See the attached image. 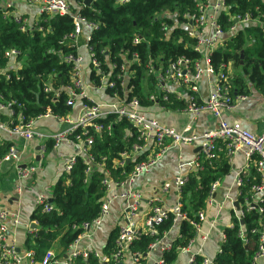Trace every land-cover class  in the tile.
I'll list each match as a JSON object with an SVG mask.
<instances>
[{
  "label": "trees",
  "instance_id": "trees-1",
  "mask_svg": "<svg viewBox=\"0 0 264 264\" xmlns=\"http://www.w3.org/2000/svg\"><path fill=\"white\" fill-rule=\"evenodd\" d=\"M85 0H76L77 6H72V12H79L87 20L99 24L93 31L90 40L82 38L93 48L94 55L100 61L108 77L116 80L125 59L131 60L133 54H138L137 63L130 70L135 72L130 81L135 85L130 96H137L143 106H151L155 102L148 97L154 92L155 75L149 74L147 65L152 64L156 70L165 69L171 61L185 56L192 60L199 58V53L193 48L196 39L188 34L185 23L188 15H199L198 0H130L121 4L118 0H93L90 5ZM206 2L207 0H200ZM225 9L221 12L220 23L226 32L221 45L213 50L211 59L218 70L225 66L224 72L229 76V86L232 96L249 95L253 90L264 95V32L259 24L242 25L237 32H230L236 23L235 16L243 18L250 15L257 21L264 20V0H223ZM167 27V29L165 28ZM71 15L43 14L35 25L26 31L20 29V24L11 16L4 17L0 12V66L7 64L4 51L17 48L21 54L17 59L25 60L17 69H9V77L0 78V103L10 104L12 115L3 119L14 123L28 122L48 111L66 116L72 110L67 106L68 93L65 88L72 84V65L62 61V53H77L68 42L61 43L63 36L73 31ZM168 31L167 36L165 35ZM142 41L134 43L135 37ZM238 68L239 72L229 71V66ZM91 79L96 75L91 71ZM50 81L55 88L60 89V95L44 90L45 82ZM147 82V87L144 86ZM86 100V99H85ZM87 101V100H86ZM167 110L182 109L183 100L171 96L168 101H159ZM100 121L113 122L112 132L96 133L94 144L89 152L96 160L106 157V167L117 179L125 178L132 165L124 167L114 165L113 160L121 152L130 150L136 141L128 137L127 131L132 130L125 119L109 116ZM1 138V137H0ZM47 151L53 148V142L47 140ZM12 142L2 138L0 141V161L10 151ZM148 152L137 160H142ZM255 155L250 160V168L242 173L243 182L239 185V203H243L244 195L248 194L253 185L259 184L263 177L257 169ZM114 165V166H113ZM203 168L191 171L180 193L181 211L188 219H182L179 234L173 240V249L165 252L166 263L173 264L179 251L196 237V229L190 219L198 220L197 213L205 210L212 185L222 180L231 170V163L224 143H220L217 156L203 162ZM87 164L77 157L69 173H63L55 183L52 191L54 209L43 212L36 207L31 221L37 226L27 234L23 249L34 250L37 259L53 248L61 255L82 232V224L92 222L100 216L103 203V174L94 171L86 173ZM125 171V173H123ZM175 216L169 213L157 228L155 234L143 233L139 240L131 244L132 251L145 254L149 245L156 239L163 238L165 233L174 226ZM264 222V212L253 209L245 213L243 224L234 215L233 225L224 229L225 237L221 241V251L218 252L214 264H253V257L259 248L261 225ZM245 230V241L240 237V229ZM118 237L115 227L103 248L104 255H112ZM74 264H121L115 260L110 263L100 261L91 254L87 259L77 258ZM204 264L203 256L196 255L195 262Z\"/></svg>",
  "mask_w": 264,
  "mask_h": 264
},
{
  "label": "built area",
  "instance_id": "built-area-1",
  "mask_svg": "<svg viewBox=\"0 0 264 264\" xmlns=\"http://www.w3.org/2000/svg\"><path fill=\"white\" fill-rule=\"evenodd\" d=\"M119 3L125 4L130 0H118ZM29 3L38 6L39 14L54 15H71L73 18V31L63 36L61 43L68 42L69 46L75 48L77 53H62V61L72 65V84L65 90L68 93L67 106L73 108L78 100L82 101L79 114L74 116L67 114L60 116L48 111L37 118L28 122L14 123L11 120H4L0 116V132L20 137L26 141L39 140L40 150L44 154L47 151V140L53 142V147H58L64 141L71 142L77 146L75 155L67 159L63 173H69L73 165L77 162V157L88 165L86 173L91 175L94 171L103 174L102 185L104 187L103 203L101 213L98 218L92 222L82 224V232L77 239L61 254L58 255L53 248L49 249L41 259H37L34 250L23 249L19 246L11 222L16 223L19 216L6 208H0V264H74L77 258L87 259L91 254L100 261L110 263L111 260L121 264H144L142 254L139 251H132L131 244L140 239L143 233L155 234L158 226L168 218L169 213L175 216L174 223L182 219H188L187 215L181 211V201L178 197L174 209H166L162 205L155 203L154 197L147 202L152 206L151 212L145 217L142 224L136 220L143 204V196L135 188L138 178L151 172L154 166L162 160L169 149L180 144L198 145L200 147V156L194 160L181 164L180 167L187 166L192 170L203 168V162L211 160L217 156L220 149V143H224L229 161L233 160L236 153L242 152L247 158V166L237 171L235 175L236 184L241 185L243 182L242 173L250 168V160L253 156L258 157L256 161L257 169L261 173L263 180L259 184L252 186L250 192L243 197V203L240 208L236 209L237 217L243 220L245 213L257 209L260 213L264 212V131L261 133L252 132L245 128L239 122L228 120L224 113L232 111L246 99L245 95L232 96L229 86V76L224 72L225 66L216 69L212 62L211 56L213 50L221 45L226 37V32L220 23L221 12L225 9L223 0H214L206 2L198 0L197 5L200 14L188 15L189 22L185 23L190 36L195 37L196 43L193 48L199 53V58L192 60L182 56L171 61L165 69L156 70L151 63L147 65L149 74L155 75L154 92L149 95V99L156 105L159 101H168L171 96L177 100H183L185 106L181 111L189 115L190 120L187 126L182 130L161 123L156 117L150 115L145 106L142 105L137 96H130L133 93L135 85L130 79L135 72L130 70L133 63H137L138 54L134 53L131 60L125 59L121 65V71L117 75L119 83L108 77L110 74L104 72L103 67L94 55L93 48L86 42L81 43L82 38L90 40L93 31L99 28V24L87 20L81 13H73L72 6L68 0H28ZM10 4H0V12L4 17H8L7 8ZM15 22L20 24V29L26 31L32 27L28 18L21 13L15 12L12 15ZM236 23L230 28V32H237L240 26L259 24L264 32V20L257 21L250 15L243 18L235 16ZM167 29V27L165 26ZM167 33L165 34L167 36ZM142 41L140 36L134 38V43ZM87 47V58L90 62L91 71L95 73L96 80L90 78V83L94 90L108 96L105 99H95L87 95V86L83 76V63L86 56L82 53V48ZM21 50L17 48H8L4 51V57L7 61L16 59ZM9 77L8 72L0 71L1 77ZM204 78L209 79L211 88L207 95L202 96L201 82ZM147 84V82H145ZM44 90L53 92L55 96L60 95V89L55 88L50 81L45 82ZM87 101H86V100ZM10 108V104H3ZM11 110V108H10ZM12 111V110H11ZM205 113H211L217 119V125L214 128L198 132L194 129L195 122ZM116 119H125L132 130L127 131L128 137H135L136 141L131 145L130 150L121 152L120 156L113 160L114 165L124 167L131 164V170L125 178L119 180L115 178L106 167V157L96 160L94 154L89 149L94 144L96 133H111L112 121H100L107 119L109 116ZM54 116L60 123L68 125L57 132L49 133L37 127L35 120L41 117ZM149 153L142 160L138 157ZM21 155L11 147L10 151L0 161H13L17 166V180L15 190L18 195H22L28 186L26 180L32 177L37 170L35 165H24L21 163ZM130 159V162H128ZM113 165V166H114ZM125 173V171L123 172ZM186 175H179L175 180L166 182L162 185L163 193L169 191L174 186L177 193L182 191V185L186 182ZM218 182L212 185L207 202H212V195L217 189ZM116 200L123 201L122 216L118 222V237L115 242V249L112 255H102L94 249L90 243L81 246L86 240L91 238L93 228L98 227L103 219L108 215L111 205ZM36 205L43 212H50L54 209L51 197L44 193H39L36 198ZM198 220L190 219V223L196 229V236L206 239L203 223L206 221L205 210L197 213ZM32 231V229H30ZM34 230V229H33ZM168 232L165 233V235ZM240 237L245 241V230L240 229ZM225 237V235H224ZM196 238V237H195ZM195 238L190 240L187 246L182 250H188L195 242ZM161 244L162 252H168L173 249V239L166 236L156 239L149 245V251ZM131 254L130 262L125 263L126 254ZM196 254H191L190 263H194ZM264 258V222L261 225L259 248L253 257V264H261ZM212 261L208 257H203L204 264H210ZM155 264H168L164 258L157 260Z\"/></svg>",
  "mask_w": 264,
  "mask_h": 264
},
{
  "label": "crops",
  "instance_id": "crops-1",
  "mask_svg": "<svg viewBox=\"0 0 264 264\" xmlns=\"http://www.w3.org/2000/svg\"><path fill=\"white\" fill-rule=\"evenodd\" d=\"M214 1V0H209ZM71 6H77L76 0H68ZM0 4H10L7 8L9 16L12 17L13 13L19 12L25 18H28L31 25H35L36 21L42 14L38 13V6L31 4L28 0H0ZM72 11V10H71ZM8 16V17H9ZM82 53L87 58V47L82 48ZM85 60V61H86ZM89 61V60H88ZM87 63V62H86ZM20 66L17 58L7 61L6 66H0V71L7 72L9 69H17ZM89 69L88 78L84 76L87 86V95L92 96L95 99H105L108 96L106 93H100L92 87L90 83L91 67L90 62L87 65L83 63V69ZM210 80L204 78L201 82L202 96H206L211 88ZM147 87V84H144ZM0 103V116L5 115L10 117L12 111ZM82 101L78 100L76 105L70 111V114L77 116L81 108ZM148 113L156 117L161 123L182 130L189 123L190 117L181 109L167 110L164 106L153 104L151 106H145ZM224 116L232 121L239 122L245 128L252 132L261 133L264 131V95L257 90H253L246 99L241 101L238 106L232 111H226ZM5 120V119H4ZM7 120V119H6ZM38 128L45 132L54 133L67 127L68 125L60 123L54 116L41 117L35 120ZM217 125V119L211 113H205L194 124V129L198 132L214 128ZM0 141L2 138L9 139L12 142L18 153L22 156L21 163L23 165H35L37 170L33 173L29 180H26L28 186L22 195H18L15 190V184L17 180V166L13 161L0 162V208H6L13 211L19 216V220L16 223L11 222V227L16 234L19 246L23 247L27 234L30 233L31 221L30 216L33 210L37 207L36 198L39 193L49 195L52 199V191L58 178L63 174V167L71 156L75 155L77 146L71 142L64 141L58 147H53L50 152L42 154L40 150L39 140L26 141L20 137L9 135L7 133L0 132ZM47 143V142H46ZM149 153V151H148ZM200 156V148L198 145L180 144L172 147L168 150L166 155L158 162L151 172L144 174L137 179L135 188L139 190L143 196V204L140 212L136 216V220L139 224H142L145 217L151 212L152 206L148 204V200L151 198L157 199L155 203L162 205L166 209H174L178 197L174 186L169 191L163 193L161 191L162 185L166 182H173L179 175H186L191 172L189 167L181 164L189 162ZM247 158L242 152H238L234 155L231 161L230 172L220 181H218L217 189L212 195L213 201L207 202L205 209L206 221L203 223L204 233L206 239L203 240L201 236H196L195 242L188 250H180L178 256L173 264H190L189 259L191 254L201 255L211 259L210 264H214L213 259L215 255L221 251V241L224 239V229L233 225V217L236 216V207L234 202L238 201L239 187L235 181V175L237 171L247 166ZM197 171V170H192ZM123 201L116 200L111 205V209L108 215L103 219L102 223L93 228L91 232V238L86 240L81 246H86L88 243L98 250L102 255L103 248L113 228H118L119 219L122 216ZM181 221L174 223V226L165 235L168 239H175L179 234V227ZM35 229V228H34ZM109 234L101 245L100 249L92 245V239L99 232L98 235L104 238L107 231ZM161 244L156 248L147 252V255L143 257L144 264H155V262L161 259L164 255L161 249ZM105 256V255H104ZM131 254L127 253L125 263L130 262ZM124 264V263H122ZM261 264H264V258L261 260Z\"/></svg>",
  "mask_w": 264,
  "mask_h": 264
},
{
  "label": "rangeland",
  "instance_id": "rangeland-1",
  "mask_svg": "<svg viewBox=\"0 0 264 264\" xmlns=\"http://www.w3.org/2000/svg\"><path fill=\"white\" fill-rule=\"evenodd\" d=\"M25 58L24 57H21L19 59H17L18 63L22 64L24 62ZM87 62V63H86ZM89 64V61L88 59L85 61L84 60V65H87L88 66ZM83 66V65H82ZM229 71L230 72H234V71H237L239 72V69L238 68H233L231 65L229 66ZM83 75H85L87 78L89 76V69L88 68H84L83 69ZM100 236L102 235L100 232H99ZM98 233L94 236V238L92 239V245L93 246H96L97 249H100L101 245L104 243L105 239L107 238L108 234H109V230L107 231L106 235L104 236V238H101L99 237Z\"/></svg>",
  "mask_w": 264,
  "mask_h": 264
},
{
  "label": "water",
  "instance_id": "water-1",
  "mask_svg": "<svg viewBox=\"0 0 264 264\" xmlns=\"http://www.w3.org/2000/svg\"><path fill=\"white\" fill-rule=\"evenodd\" d=\"M93 0H85L84 1V4L85 5H90L91 4V2H92ZM200 148V147H199ZM128 162H130V159H128ZM24 166V165H23ZM51 201H52V199H51ZM234 206L236 207V209H239L240 208V203H239V201H235L234 202ZM241 224H243V220H241ZM36 226H37V224L35 223V222H33L32 223V225H31V228H36ZM147 254H145V256H146Z\"/></svg>",
  "mask_w": 264,
  "mask_h": 264
},
{
  "label": "bare ground",
  "instance_id": "bare-ground-1",
  "mask_svg": "<svg viewBox=\"0 0 264 264\" xmlns=\"http://www.w3.org/2000/svg\"><path fill=\"white\" fill-rule=\"evenodd\" d=\"M104 93V92H103ZM105 94V93H104Z\"/></svg>",
  "mask_w": 264,
  "mask_h": 264
}]
</instances>
